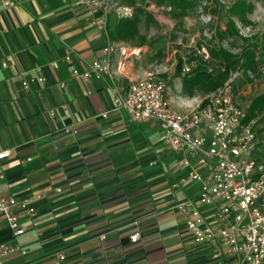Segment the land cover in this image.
<instances>
[{"label": "crops", "instance_id": "0c3cea01", "mask_svg": "<svg viewBox=\"0 0 264 264\" xmlns=\"http://www.w3.org/2000/svg\"><path fill=\"white\" fill-rule=\"evenodd\" d=\"M17 1L0 7V152L10 151L0 160V196L31 198L36 215H22L19 237L0 218V240L25 250L0 264H51L58 252L63 264H235L220 244L195 242L177 207L199 195L198 182L182 181L186 154L166 145L161 126L113 108L115 86L127 87L141 67L120 55L114 79L72 76L101 55V12L78 0ZM52 60H61L59 69ZM35 66L46 79L26 89L21 81L36 76ZM168 98L184 109L170 87Z\"/></svg>", "mask_w": 264, "mask_h": 264}, {"label": "built area", "instance_id": "2783aa9c", "mask_svg": "<svg viewBox=\"0 0 264 264\" xmlns=\"http://www.w3.org/2000/svg\"><path fill=\"white\" fill-rule=\"evenodd\" d=\"M17 2L0 0V7H12ZM78 3L101 12L98 25L106 34V41L101 55L91 61L88 69L73 68L71 74L83 80L103 75L114 79L118 69L124 65L119 59L114 67V60L118 54L124 57L127 50L109 37L108 25L112 17L131 16L134 8L125 0H78ZM195 49L203 60L210 61L206 45L195 46ZM135 51L134 54L138 55L140 48ZM71 59V55L66 54L63 61L69 63ZM12 60L13 56H7L3 66ZM61 63V60H52L49 64L59 69ZM193 68L191 64L184 63L182 76L190 75ZM31 70L36 72V76H27L21 81L26 89L32 82L42 83L46 79L41 74V66ZM161 74L162 70L155 68L127 87L115 86L113 108L125 110L135 121H159L166 145L175 152L186 154L182 165L187 175L182 181L198 182L199 195L196 201L189 199L177 207L186 212V227L195 242L220 244L234 256L235 264H264V157L252 156L258 133L257 119L248 116L251 99L242 100L245 92L236 87L237 74H232L213 91L194 96L198 99L194 105L187 103L190 98L179 95V104L184 109L177 110L168 98L170 85ZM247 74L255 78L253 71L248 70ZM60 85L64 87L66 83L61 82ZM100 115L105 118L108 111ZM73 132L77 133V130ZM9 154V150L1 151L0 160ZM3 177L0 165V178ZM199 205L210 206L211 211H203ZM22 215H36V206L31 198L0 196V218L7 222L14 237L26 231L21 222ZM138 237L139 233H135L131 239L136 241ZM18 251L25 252L18 244L0 240L1 257ZM65 260L66 254L58 252L51 259V264H63Z\"/></svg>", "mask_w": 264, "mask_h": 264}, {"label": "rangeland", "instance_id": "374dc122", "mask_svg": "<svg viewBox=\"0 0 264 264\" xmlns=\"http://www.w3.org/2000/svg\"><path fill=\"white\" fill-rule=\"evenodd\" d=\"M218 1L219 4L217 5H215V2L202 1L201 7H198L194 14L188 15L178 22L173 18L169 6L166 4L158 5L153 0H147L144 5L153 14L157 23L147 25L144 18L139 22L140 32L147 36L146 44L135 46L132 43L120 42L126 47L127 53L125 56H128L126 61L132 63L131 66L134 67V71L139 69V66L141 67L137 79L143 76L147 68L149 70L159 68L162 70V77L170 85L171 96L185 95L182 74L176 80L175 75L178 72L180 59L182 65L188 63L195 67V61H190L189 58L190 52L197 42H202V45H206V47L207 44L213 43L232 52H238L244 44L243 38L246 37L250 41L262 42L260 44L261 49H259L256 56L258 69L253 72L255 78L252 81L244 75L242 69L233 72L232 74L239 76L235 85L245 92V95L242 96L243 101H249L251 98L264 93V0H246L252 4V9L247 13V21H241L235 17L239 35L224 39H221L217 32L226 27L228 8L236 0ZM204 4H208V7L203 8ZM117 20V18L112 17L110 22L113 24ZM99 31H101L105 42L106 34L101 29ZM212 35L215 37L214 41L211 40L210 36ZM139 47H142V49H140L138 55H135L134 53L137 52L135 49ZM255 118L257 119L258 137L252 156L260 158L264 157V112ZM144 122H152L159 131L161 126L159 121L148 119Z\"/></svg>", "mask_w": 264, "mask_h": 264}, {"label": "trees", "instance_id": "16d2710c", "mask_svg": "<svg viewBox=\"0 0 264 264\" xmlns=\"http://www.w3.org/2000/svg\"><path fill=\"white\" fill-rule=\"evenodd\" d=\"M147 0H125V3L134 8L133 14L125 18H117L118 20L108 25V35L116 42H128L135 46H143L147 42V36L142 34L139 29V22L144 18L147 25L157 23L155 17L149 12L145 3ZM158 5L166 4L171 8L173 18L178 22L182 21L184 17L194 14L198 7H201V2L207 3L215 2L219 4L218 0H153ZM208 4H204L203 8H207ZM252 9V4L246 0H236L228 8V21L224 29H220L217 35L221 38H230L238 36L239 32L236 26L235 17L241 21H247V13ZM256 37V35H255ZM214 35L211 40L214 41ZM244 44L238 52H232L222 46L215 44H207L211 59L210 61L203 60L202 56L196 52L195 46H201L202 42H197L191 52L190 61H195V67L190 75L182 76L183 88L185 95L195 96L198 94H206L213 91L220 85L224 84L232 73L238 70H243L244 75L252 81L253 78L247 74L248 70L256 72L257 52L259 51L261 41H250L249 38H243ZM212 41V42H213ZM264 42V40H263ZM264 46V43H263ZM182 60L178 65V72L175 77H181ZM239 76H237L235 82ZM248 116L257 117L264 112V93L251 98L248 107Z\"/></svg>", "mask_w": 264, "mask_h": 264}]
</instances>
